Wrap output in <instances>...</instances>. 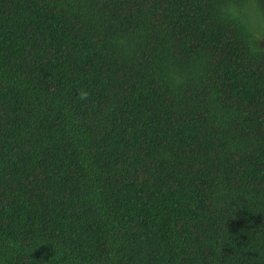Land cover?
<instances>
[{
  "label": "trees",
  "instance_id": "16d2710c",
  "mask_svg": "<svg viewBox=\"0 0 264 264\" xmlns=\"http://www.w3.org/2000/svg\"><path fill=\"white\" fill-rule=\"evenodd\" d=\"M0 264H264V0H0Z\"/></svg>",
  "mask_w": 264,
  "mask_h": 264
},
{
  "label": "clouds",
  "instance_id": "9594fccd",
  "mask_svg": "<svg viewBox=\"0 0 264 264\" xmlns=\"http://www.w3.org/2000/svg\"><path fill=\"white\" fill-rule=\"evenodd\" d=\"M87 96V93H81V98H85Z\"/></svg>",
  "mask_w": 264,
  "mask_h": 264
}]
</instances>
